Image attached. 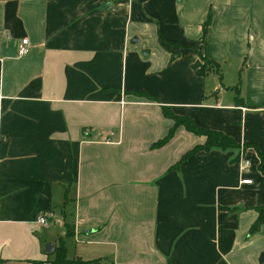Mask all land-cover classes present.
<instances>
[{"label":"crops","instance_id":"1","mask_svg":"<svg viewBox=\"0 0 264 264\" xmlns=\"http://www.w3.org/2000/svg\"><path fill=\"white\" fill-rule=\"evenodd\" d=\"M259 153L264 0H0V264H264Z\"/></svg>","mask_w":264,"mask_h":264},{"label":"trees","instance_id":"2","mask_svg":"<svg viewBox=\"0 0 264 264\" xmlns=\"http://www.w3.org/2000/svg\"><path fill=\"white\" fill-rule=\"evenodd\" d=\"M211 64L214 65L212 62H211ZM195 68L198 70L199 74H202L206 70V67H205V69H202L198 64H195ZM217 72H219V70H217ZM137 95H144V94L137 93ZM237 99L238 100L236 101V103L239 104L240 103L239 97ZM162 110H163V113L165 114L166 117H169L170 119H172L174 121V127L184 126V128L187 131H189L195 135L204 136L206 138V141L203 145L195 146L193 149L186 152L181 157V159L179 160V162L176 164L175 167H177L188 156L193 155L198 151H209L213 148H219L222 150H226V149H234V148L239 147L230 137L226 136L225 134H222L220 132L202 129V128L196 126L194 124V122L188 118H182V117L175 116L166 108H163ZM171 133H172V130L169 132L168 136H166V138L161 143H163L165 140H167V138H169L171 136ZM258 155L262 161L260 169H261V171H264V168H263V166H264V154L259 153ZM256 211L258 213V217H257V220L254 223V225L251 227V231H256L264 221V206L256 208ZM66 235L67 236H73L74 235V230H73L72 226L66 227ZM53 257H54L53 260H51L52 261L51 263H53V264H82L80 262H74V261H70V260L66 259L65 248H64L62 242L59 244L58 247L55 248V250L53 252Z\"/></svg>","mask_w":264,"mask_h":264},{"label":"built area","instance_id":"3","mask_svg":"<svg viewBox=\"0 0 264 264\" xmlns=\"http://www.w3.org/2000/svg\"><path fill=\"white\" fill-rule=\"evenodd\" d=\"M29 51V41L24 38L21 39L17 45V57L21 58L24 57L25 55H27ZM250 167V162L248 160H246L245 158H242L239 164V169L241 173H245ZM242 184H250L251 181L250 180H242L241 181ZM38 224L42 227H46L48 225V218L47 216H39L38 218Z\"/></svg>","mask_w":264,"mask_h":264},{"label":"rangeland","instance_id":"4","mask_svg":"<svg viewBox=\"0 0 264 264\" xmlns=\"http://www.w3.org/2000/svg\"><path fill=\"white\" fill-rule=\"evenodd\" d=\"M200 61L201 62H198L197 64L202 68V69H205V67H206V70H208V68H211V67H213V65L211 64V62H209V61H206L205 59H203V58H200ZM214 68V67H213ZM230 78H233L234 79V74L231 76H228V74H226V79H227V81L228 80H230ZM54 225L52 224L51 225V242H47V244H58V242H59V240H60V238H62V233L61 232H58V230H56V229H53L54 227H53ZM50 256L49 257H47V259L45 260V261H41V262H37V263H35V264H53V263H51L52 261L51 260H53V252L51 253V254H49Z\"/></svg>","mask_w":264,"mask_h":264},{"label":"water","instance_id":"5","mask_svg":"<svg viewBox=\"0 0 264 264\" xmlns=\"http://www.w3.org/2000/svg\"><path fill=\"white\" fill-rule=\"evenodd\" d=\"M54 246L52 244H46V253L50 254L53 252Z\"/></svg>","mask_w":264,"mask_h":264}]
</instances>
